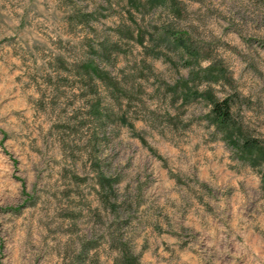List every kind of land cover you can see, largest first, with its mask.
<instances>
[{"label": "rangeland", "instance_id": "rangeland-1", "mask_svg": "<svg viewBox=\"0 0 264 264\" xmlns=\"http://www.w3.org/2000/svg\"><path fill=\"white\" fill-rule=\"evenodd\" d=\"M211 97L264 147V0H0V264H264Z\"/></svg>", "mask_w": 264, "mask_h": 264}, {"label": "trees", "instance_id": "trees-1", "mask_svg": "<svg viewBox=\"0 0 264 264\" xmlns=\"http://www.w3.org/2000/svg\"><path fill=\"white\" fill-rule=\"evenodd\" d=\"M84 69L92 74L96 71L94 66L89 64L85 65ZM232 108L233 101L231 98L214 99L211 97L209 117L214 123L229 133V140L234 147L236 146L238 148L239 152H243L244 154L257 153L255 158L250 156L254 158L251 159L252 165H255L259 162L260 158L264 159V147L256 139L248 136L244 132L241 125L234 119ZM101 186L104 189L106 184L102 182ZM118 230L119 227L109 233L113 248L117 252L115 264H139L137 258L130 252L126 243L122 241V234L118 233ZM82 251L86 252V247H83Z\"/></svg>", "mask_w": 264, "mask_h": 264}]
</instances>
